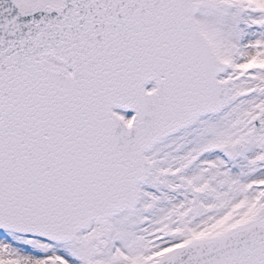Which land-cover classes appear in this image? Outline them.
I'll return each mask as SVG.
<instances>
[{
    "label": "snow or ice",
    "instance_id": "1",
    "mask_svg": "<svg viewBox=\"0 0 264 264\" xmlns=\"http://www.w3.org/2000/svg\"><path fill=\"white\" fill-rule=\"evenodd\" d=\"M0 264H264V0H0Z\"/></svg>",
    "mask_w": 264,
    "mask_h": 264
}]
</instances>
